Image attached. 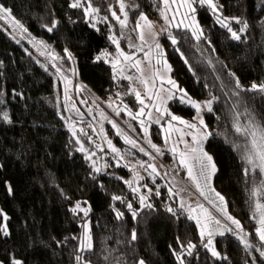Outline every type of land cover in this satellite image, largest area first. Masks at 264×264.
Returning <instances> with one entry per match:
<instances>
[{"label":"trees","instance_id":"trees-1","mask_svg":"<svg viewBox=\"0 0 264 264\" xmlns=\"http://www.w3.org/2000/svg\"><path fill=\"white\" fill-rule=\"evenodd\" d=\"M153 1L157 5V0H127L126 27L112 16L120 9V0H80V8L70 7L74 0H0V7L26 33L49 46L64 72L75 69L78 84L103 101L112 100L129 86L125 79L116 78L102 57L97 59L101 51L112 49L109 33L114 31L126 46L125 36L135 34L137 16L143 10L153 13ZM217 1L218 16L227 19L234 31L247 24L239 41L231 39L227 29L216 22L217 14L205 6L197 9L204 32L200 40L179 27L161 40L172 74L186 92L198 99L214 98L212 111L206 113L211 132L205 147L217 169L214 191L208 196L224 219L212 215L220 221L211 237L219 256L213 257L204 247L208 236L201 238L196 221L188 219L186 210L177 206L168 211L164 193L153 194L151 208L139 205L138 196L122 177L123 169L113 166L111 159L112 169L108 167L106 174L96 166L93 160L104 153L102 148L86 159L85 150L80 151L84 147L73 139L84 135L89 143L100 145L95 130L76 124L78 111L65 99V88L54 68L0 23V211L8 217L5 221L0 216V225L6 224L9 232L7 236L0 232V264L14 260L22 264H139L141 260L144 264H180L177 255L184 264H264V257L253 254V249L264 251L256 233L260 214L255 207L264 199V175L241 160L250 149V137L235 131V126L243 128L253 122L264 126V92L248 87L264 80V0ZM89 4L96 11L86 15ZM119 16L125 18L123 13ZM77 98L85 102L83 94ZM172 105L178 113L193 114L192 107L178 100ZM5 113L8 121L3 119ZM103 128L114 141L120 137L108 122ZM245 168L250 169L248 175ZM254 191L258 194L253 195ZM216 193L224 197L228 215L240 222L237 230L250 247L245 248L238 239L241 235L224 223L228 220L217 208L221 202ZM114 196L120 199L113 200ZM76 201L89 203L91 249L79 247L78 235L86 216L81 211L73 214ZM117 212L122 214L119 218ZM189 244L194 246L190 252Z\"/></svg>","mask_w":264,"mask_h":264},{"label":"rangeland","instance_id":"rangeland-1","mask_svg":"<svg viewBox=\"0 0 264 264\" xmlns=\"http://www.w3.org/2000/svg\"><path fill=\"white\" fill-rule=\"evenodd\" d=\"M126 1L127 0H123L124 6L126 4ZM214 2L218 6V11L216 14L219 15L220 9H219L218 1L214 0ZM180 3L181 0H176V3H172L171 0H169L170 10L167 11L166 14L168 20L171 21V26H169V24L165 22V19L161 14L162 10L164 9V4L162 0H157V5H154V1L152 2V5L154 7L153 13H147L145 10H143L142 14H144L148 18V21L151 22L152 25L151 31L156 33L155 41L152 39L151 35H149L148 28L144 27L143 30L145 33V38L147 40V43L146 44L142 43L139 39V30L136 28V25H135V34L133 35V37L129 35L125 36L126 46H123L121 44L119 36L114 31H111L109 33L108 37H113L119 42L121 51H123L125 54L133 55L134 60L142 61L141 67L144 69L143 77H142V74L138 72L135 68L129 67L125 64L124 75L131 76L133 77V79L132 80L125 79L128 82L129 85L128 88L124 90V92H121L118 96H113L112 100L110 99V100L101 101L96 97H94L93 94L90 93L87 90V88L84 87L83 85L81 84L76 85L75 69H72L69 72H64L61 66H59L55 55H52L49 46L43 44L39 40L33 38L30 34L26 33L24 27L21 24H19L18 21H16L13 17L10 16L4 19H0V23L6 25L7 28L11 31V33L21 37V39L24 41L23 43H25L26 46H30L31 49L34 51V53L37 54V56H39L45 63L49 64V66L54 68L57 74H59V77L61 78L63 83V87L65 88V99L70 101V106H71V102H73L76 106V110L78 111L77 115H75L76 117L74 118L75 121L77 120L76 124L84 123L85 127L87 125L90 126L93 131L95 130L96 137L99 138V140L101 141L100 145H98L96 142L92 140H90L91 143H89V141L84 135L82 137L78 135L73 139V142L78 146L84 147L85 154L87 155V157H91L92 155L96 154L97 153L96 150H98L99 148L103 149L104 153L102 154L98 153L93 160L94 162L98 163L96 166L98 167L100 166L99 169H102L101 170L102 173L106 174V172L108 171L107 169L108 167L109 169H112V165L109 162L110 159L113 162V166L118 165V167L123 169L124 172L126 173V174L122 173V177L124 178V180L126 182H131L130 184L129 183L128 184L132 191L133 189H137V191L135 192L133 191V192L138 196L139 205H141L140 202L141 196L146 197L144 202V206H146L148 204H152L151 199L154 193L156 194L157 192H159L161 194L162 192L166 197L165 203L167 208L173 209L177 206H180L183 210H186L187 213L190 212V209H195V212H192V214L196 216L198 215L200 217L202 216V212L201 209L197 208V205H203V208L207 209L211 215L214 214V216L216 217L219 216V218L223 219V217L220 216L219 212L214 210L215 209L213 202L214 200L209 199L208 196V193L210 192V189L212 187V182H213L212 179L215 173L211 176L208 186L205 187V177L204 175H201V168L199 164H197L195 161L192 162L193 174L196 177V180L199 182L201 186V190L204 192V195H201L200 191L197 190L196 185L193 183V180L189 178L187 168L182 167L179 162V156H178L179 152H185L188 151L190 147H195L193 143V135L199 136L206 132L208 133V138H209V134L211 131L206 121V115H207L206 113H208V111L206 108L203 107V105L205 102L209 100L212 101V107L214 104L213 96L203 97L201 99H198L189 95L184 89V87H182V85L176 80V78L172 74L171 63L166 56V51L164 50L161 38L163 35H165V33H168L173 29H175L176 23H178L182 19L184 21V24L191 25L192 21L190 19L184 18V14L188 12V9L179 7ZM204 6L207 7L206 5ZM194 7L196 8V12H195L196 22L199 24V27L203 32V27H201V22L199 16L197 15V9L201 7V5L199 3H196L194 4ZM115 13L118 17H120L119 16L121 13L120 9L117 8ZM140 15L141 13L137 16L136 18L137 21H139ZM217 15L214 16L217 17ZM120 20H123L122 16ZM13 21H15L16 23H13ZM140 23L143 25L144 22L141 21ZM17 24L20 25V27H17ZM179 28H183L186 30L189 29L184 27H179ZM165 29H167V31H164ZM189 30L192 32L191 29ZM109 42H111L112 49L110 51L108 50L101 51L100 57H102L104 61L107 59L108 61L107 63L110 64L111 67H112L111 61L117 58L123 64L124 63L123 57H118L117 45L114 44L110 39ZM156 43H159L161 49L163 50V58L160 64H157V60L161 58L158 55V50L155 48ZM130 45H136L137 47H131ZM137 48H140L141 50H137ZM150 49L151 52L149 59L146 60L145 54L149 53ZM104 53L108 54L107 57L103 55ZM53 57H55V59ZM164 60H166L168 66H170L171 68L170 72L165 69L163 64ZM149 62L152 66L151 69L149 68ZM57 69H59V72L57 71ZM157 71H159L161 76L164 77V80L161 81L160 79H156L155 88H152L153 73ZM114 75H116V78L124 80V78L120 76L118 73H114ZM141 77L148 80L149 94L160 88L170 89L171 92L174 94L172 100H167V95H168L167 93L161 94L166 100V103L163 105V107H166L168 112L172 113V115H175L180 119L187 121L189 123L196 124L197 127L195 129L185 128L184 125L180 124L178 121H172L171 116L168 115H164V117L160 119V123L158 124L153 123L152 119H149L146 115L141 116L135 120L132 119V116L129 115L128 110H131V113L134 115L135 113L139 112L141 105L136 101L135 95L131 92V89H135L136 91L141 93L142 98H144L145 100V104L148 105V108L145 109L146 113L151 112L153 118L159 116V113H157L155 111V108L152 107L153 101L148 100L147 97L144 95L145 87L143 84L140 83ZM168 78L175 81L176 85H178L180 89H183L184 92L187 93V96L191 98V100L201 104L200 117H202L204 120L203 126L199 124L196 109L193 108L191 104L182 103L188 107H192L193 114L191 117H188L186 115H183L182 113H178L174 111L172 101L173 100L180 101L182 93L179 92L177 89L172 88V86L167 83ZM253 83L260 85L264 83V80L253 81L248 86L250 89ZM78 94L84 95L85 102H82L77 98ZM128 96H131V99L128 98ZM155 103L159 104L160 101H155ZM125 106H127L126 109ZM118 109H125V110L120 111L119 115H117ZM88 119H90L89 122ZM140 120L145 121L144 127H146L148 130L147 137L145 136L143 128L141 127ZM104 122L109 123V126L112 127V129H114L116 133L115 135L117 136L120 135L119 138L117 139L115 138L116 141H114L110 136V134L103 128ZM169 123L173 125L172 129H169L168 127ZM74 127H78L81 129V125H77ZM174 129H181L182 131L177 132ZM165 130H168V133H170L171 135V139L169 140L168 143H165V135H166ZM182 134L184 141L183 143L180 142V137ZM125 137L134 140L136 142V147H133L131 144L126 143L124 139ZM155 137L159 138V141L156 140ZM148 139H150L151 142L161 150V153H163L162 155H159L153 151V149L146 142ZM207 139L203 141V150L205 152H207L205 147V143ZM109 141H111L112 147H115L117 149V152L111 151V148L109 147L108 144ZM89 144L93 145L94 148L91 149ZM173 147L177 149V153H173L171 151ZM140 148H144L145 152H147L148 155H145L143 152H140L139 151ZM208 154L210 155V153ZM141 164H143L144 167H141L140 166ZM149 164L155 166L156 173H153L152 169L148 167ZM209 194L212 193L210 192ZM173 201H175L178 204L172 203ZM77 203H78L77 201L74 202L72 208H74ZM259 203L264 204V199H262ZM211 205L213 206L214 209L212 208ZM80 206L81 208L90 209L89 203H85V205H80ZM89 220L90 218L86 216L84 222L81 225V231L78 235L79 247H81V241L84 240L85 224H87L88 226V230H89L88 234L90 235ZM224 223L228 225V223L230 222L228 221ZM253 254L254 256L259 255L260 257H262L258 250L253 249Z\"/></svg>","mask_w":264,"mask_h":264},{"label":"snow or ice","instance_id":"snow-or-ice-1","mask_svg":"<svg viewBox=\"0 0 264 264\" xmlns=\"http://www.w3.org/2000/svg\"><path fill=\"white\" fill-rule=\"evenodd\" d=\"M162 2L164 4V9L162 10L161 14H162L163 18L165 19V22L168 23L169 26H171V21L168 20L167 14H166L167 11L170 10L169 0H162ZM171 2L176 3V0H171ZM196 3H199L201 6L206 5L209 9H211L213 14H216L218 11V6L214 2V0H181L179 7L188 9V12H186L184 14V18L190 19L192 21V23H191V25L184 24V21L182 19L181 21L176 23V27H184V28L191 29L192 35L197 40H200L201 37L203 36V32L200 29L199 24L196 22V18H195L196 8L194 7V4H196ZM70 7L80 8L81 7L80 0H74V2L70 5ZM124 8H125V6L123 3V0H120V11H121V13L124 14V17H125L123 20H120V18L116 15L115 12L112 13L113 18H115L119 21L121 27H126V24H127V13H125ZM90 11L91 12L96 11V9L92 8L91 4H89L88 8L85 9V14L87 15ZM0 14H2V15H0V19L10 17L9 11L3 7H0ZM173 19H174V17H173ZM232 19H234L236 23H241V21L239 19H236V18H232ZM141 21L144 22L143 25L140 23ZM216 22L218 24H220L221 27L227 29V31L231 34V39L236 40V41H239L241 39L240 33H243L244 30L247 28V24L244 23L243 26L239 29V32L234 31L232 29V27L230 26V24L227 22V19H222L218 15L216 17ZM13 23H16V22L13 21ZM17 27H20V25L17 24ZM53 27H55V24H53ZM144 27L148 28L149 35H151L152 39L155 41L156 33L151 31V27H152L151 22H149L148 18L144 14L141 13V15L139 17V21H137L136 28L139 30L140 41L142 43L146 44L147 40L145 38V33L143 30ZM51 30L52 29L49 28V31H51ZM164 31H167V29H165ZM109 39L112 40V42L117 45L118 57H123V61H124L123 64L120 62V60L118 58L111 61L114 73H118L124 79L132 80L133 77L124 75V66L126 64L129 67L135 68L138 72H140L142 74V77H143L144 69L141 67L142 61L134 60L133 55L125 54L123 51H121L120 46H119V42L116 39H114L113 37H109ZM169 39L171 40L173 45H175L177 43L176 39L171 35V33H169ZM130 46L131 47H137L136 45H130ZM155 48L158 50V55L161 58V59L157 60V64H160L161 60L163 58V50L161 49V46L159 43L155 44ZM137 50H141V49L137 48ZM150 52H151V49L149 50V53L145 54L146 60L149 59ZM68 55L70 56V54H68ZM103 55L105 57H107L108 54L104 53ZM53 58L55 59V57H53ZM97 59L99 60V59H101V57L98 56ZM105 62H108L107 59L105 60ZM163 64H164L165 69L170 72L171 68H170V66H168L166 60L163 61ZM151 67L152 66L149 62V68L151 69ZM57 71L59 72V69H57ZM142 77L140 78V83L143 84L145 87L144 95L147 97L148 100L153 101L152 107L155 108V111L157 113H159V116L153 118L151 112L146 113L145 109L148 108V105L145 104V100H144V98H142L141 93L136 91L135 89H131V92L135 95L136 101L141 105L139 112L135 113L134 115L131 113V110H128L129 115L132 116V119L135 120L141 116L146 115L149 119H152L153 123L158 124V123H160V119H162L164 117V115H168V116H171L172 121H178L180 124L184 125L185 128L195 129L197 127L196 124L189 123L187 121L180 119L179 117H177L175 115H172V113L168 112L166 107H163V105L166 103V100L164 99V97L161 94L167 93L168 94L167 100H172L174 94L171 92L170 89L160 88V89L153 91L151 94H149V92H148V89H149L148 80H146ZM156 79H160L161 81L164 80V77L161 76L159 71L153 73L152 88H155V80ZM167 83L170 84L172 86V88L177 89L179 92L182 93V96L180 98L181 103L191 104V106L196 109L198 122L201 126H203L204 120L202 117H200L201 104L191 100V98L187 96V93L184 92L183 89H180L178 87V85H176L175 81L168 78ZM236 87L237 88L241 87L239 80H237V82H236ZM250 90H258L260 92H264V83H262L260 85L253 83L251 85ZM117 95H119V94H117ZM155 101H160V103L157 104V103H155ZM203 107L206 108L208 112H211L212 111V101L209 100V101L205 102ZM126 108H127V106H125V109ZM125 109H118L117 115H119L120 111H124ZM3 119L5 121H8V116L6 113L3 114ZM140 124H141V127L143 128L145 136L147 137L148 130L146 127H144L145 121L140 120ZM114 127H115V125H114ZM168 127H169V129H172L173 125L171 123H169ZM174 130L177 132L182 131L181 129H174ZM235 131L237 133L245 136L246 138L250 137V149L245 150V153L241 156V160L245 164L249 165L251 167V169H258L259 174L264 175V126L257 125L253 122V123H250L247 127H243V128L241 126L237 125V126H235ZM165 132H166L165 143H168L169 140L171 139V135H170V133H168V130H165ZM207 138H208V133H206V132L199 135V136L193 135V143H194L195 147H190L188 149V151L178 153L180 165L184 168H187L189 178H191L193 180V183L196 185V188L198 191H200L201 195H204V192L201 190V186L193 174L192 162L195 161L197 164H199V166L201 168V175H204V177H205V187L208 186V183L210 182L211 176L217 170L216 165L213 162L212 156L203 150V141L206 140ZM124 139H125L126 143H129L133 147H136V142L134 140H131L128 137H125ZM146 142L149 144V146L153 149L154 152H156L159 155L163 154V153H161V150L155 144H153L151 142L150 139H148ZM180 142L181 143L184 142L183 141V134L180 137ZM108 144H109V147L111 148L112 152H117V149L115 147H112L111 141H109ZM80 151H84V149L81 148ZM139 151L143 152L145 155H148V153L145 152L144 148H140ZM171 151L173 153H177V149L175 147H173L171 149ZM87 158L88 157L86 156V159ZM140 166L144 167L143 164H141ZM148 167H150L152 169L153 173H156L155 166L149 164ZM94 170L97 172L99 171V169H94ZM244 171H245V174L248 175L250 172V169L245 168ZM126 183L130 184L131 182H126ZM261 187L264 188V181H261ZM210 190H212V189H210ZM8 191L11 193L12 189L9 187ZM133 191L135 192V191H137V189H133ZM212 191H214V190H212ZM257 194H258L257 191L253 192V195H257ZM157 195H159V192H157ZM215 195L219 199V201L221 202V205L217 206L218 210L224 215V217L228 221L231 222V224L235 225L237 229H240V227H241L240 222L238 220L234 219L232 216L228 215L226 208L223 207L224 197L221 196L219 193H216ZM112 199L113 200H119L120 197L114 196ZM145 199H146L145 196L140 197V202H141L142 206H144ZM146 206L149 208L152 207L151 204H148ZM128 207H129V209H131L132 205L128 204ZM255 207H256L257 212H259V214H260L259 221H258L259 227L256 228V233L259 236L261 243L264 244V204L257 203ZM197 208L201 209L202 216L198 217L196 215H193L192 212H195V209H190L188 219L196 221L197 227L200 229L201 238L205 237L206 235L208 236V240L204 244V247L207 248L211 252L213 257H218L219 253H217L216 250L210 246L213 243L211 237L214 234H216V232L218 231V226L220 225V221L214 219L212 217V215L207 211V209L203 208V205H197ZM71 211L73 212V214L77 213L78 211H81L84 213L85 216H87L89 209L81 208L80 204L77 203L76 206L71 209ZM168 211L173 212V209L168 208ZM132 214L134 217L136 216L135 212H133ZM121 215H122L121 213L117 212V218H119ZM0 216H2L5 221L8 219V217L2 211H0ZM210 225L212 227H210ZM84 227H85V236H84V240L81 241V249H84V248L91 249V247H92L91 236L88 234L89 230H88L87 224H85ZM225 231H227V229H225ZM0 232H2L4 236L9 235L6 224L0 225ZM219 234L224 235V231H219ZM132 239L133 240L136 239L135 232H133V234H132ZM238 239H240L241 243L244 244L245 248L250 247V245L247 243V241L244 240L242 237H238ZM192 247H194V246L191 244L188 245L189 252L191 251ZM260 255L262 257H264V251H261ZM80 259L81 258L78 256L77 260H80ZM176 259L178 261H180V264H184L183 260H181L179 255L176 256ZM12 264H22V262L20 260H14L12 262ZM139 264H144V261L141 260L139 262Z\"/></svg>","mask_w":264,"mask_h":264},{"label":"built area","instance_id":"built-area-1","mask_svg":"<svg viewBox=\"0 0 264 264\" xmlns=\"http://www.w3.org/2000/svg\"><path fill=\"white\" fill-rule=\"evenodd\" d=\"M20 39H21V37H20ZM24 42V41H23ZM75 83H76V85H78V76H76V73H75ZM228 225H229V227L232 229V231L234 232V233H236L238 236H240L241 235V233L237 230V228L235 227V226H233V225H231L230 223H228Z\"/></svg>","mask_w":264,"mask_h":264}]
</instances>
